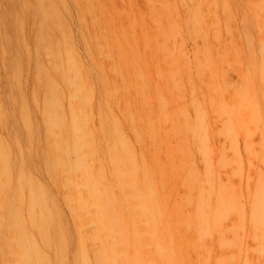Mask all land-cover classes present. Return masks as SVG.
I'll list each match as a JSON object with an SVG mask.
<instances>
[{"label": "rangeland", "instance_id": "obj_1", "mask_svg": "<svg viewBox=\"0 0 264 264\" xmlns=\"http://www.w3.org/2000/svg\"><path fill=\"white\" fill-rule=\"evenodd\" d=\"M0 151V264L35 191L62 264H264V0H0Z\"/></svg>", "mask_w": 264, "mask_h": 264}, {"label": "bare ground", "instance_id": "obj_2", "mask_svg": "<svg viewBox=\"0 0 264 264\" xmlns=\"http://www.w3.org/2000/svg\"><path fill=\"white\" fill-rule=\"evenodd\" d=\"M39 1H41V0H39ZM43 1V0H42ZM246 89V88H245ZM252 89V88H251ZM243 91H244V89H243ZM246 92L247 91H244V93L246 94ZM249 92V91H248ZM253 92V91H252ZM251 92V94L252 95H254V93H252ZM226 93H228V92H226ZM224 94V93H223ZM239 94H243V93H239ZM244 94V95H245ZM251 94H250V96H251ZM228 95V94H227ZM243 95V96H244ZM246 95H248V93L246 94ZM224 97V99H226V97H225V95L223 96ZM247 98V104L249 105V102H248V97L249 96H244V98ZM256 97V96H255ZM255 97L253 98V96L251 97V98H253L254 99V102L257 100V98H259V97H257L256 99H255ZM232 99V98H231ZM236 99H237V97H236ZM235 99V100H236ZM260 99V98H259ZM258 99V100H259ZM245 100L243 99V101H241V103L242 102H244V103H246L245 102ZM250 101V100H249ZM220 102V101H219ZM224 102H226L225 100H224ZM235 102V101H234ZM236 102H238V99H237V101ZM253 102V103H254ZM241 103H239V104H241ZM257 105H258V103H259V101H257V102H255ZM260 103H262L261 101H260ZM259 103V104H260ZM223 104H225V103H223ZM222 103H221V105H223ZM236 104L237 103H235V106H236ZM239 104L237 105V107H239V110L242 112V108H243V106H241V108H240V106H239ZM228 105V104H227ZM256 105V106H257ZM234 106V108H237V107H235ZM246 107H247V105H245ZM249 106H251V105H249ZM255 106V107H256ZM261 106V105H260ZM218 107V106H217ZM259 107V106H258ZM223 108V107H222ZM225 108V107H224ZM257 108V107H256ZM256 108H254V110L256 111ZM210 109V108H209ZM216 109V108H215ZM249 109H251L252 110V108L250 107V108H248V111H249ZM257 109H259V108H257ZM221 110V109H220ZM226 110V109H225ZM237 110V109H236ZM251 110H250V112H251ZM254 110H253V112H254ZM223 111H224V109H223ZM229 111V110H228ZM248 111H247V113H248ZM201 112V111H200ZM212 112H214V111H212ZM226 112V111H225ZM249 112V113H250ZM211 113V112H210ZM209 113V114H210ZM218 113H219V111L217 112V115H218ZM240 113V112H239ZM248 113V114H249ZM221 114V113H220ZM227 114H230V112L229 113H226V115ZM236 114H238V112H236ZM224 116H225V114H223ZM222 115V116H223ZM260 115V114H259ZM233 116V115H232ZM242 117L244 116V115H241ZM240 116V117H241ZM248 116V115H247ZM207 117V116H206ZM220 117V116H219ZM228 117L230 118V115H228ZM234 117H235V114H234ZM236 117H239V116H236ZM235 117V118H236ZM244 117H246V116H244ZM243 117V118H244ZM260 117H261V115H260ZM260 117H258L257 116V118H260ZM221 118V117H220ZM226 117H224V118H221L220 119V121L222 120V119H225ZM228 118V119H229ZM44 123H45V126H47V127H49L50 128V126H58L59 124H61V119L59 118V117H57V116H55V115H53L48 109L47 110H45V113H44ZM201 119V118H200ZM236 119H238V118H236ZM248 119V118H247ZM226 120V119H225ZM256 119L254 118L252 121L254 122ZM248 121V120H247ZM259 121V120H258ZM261 121V120H260ZM219 122V121H218ZM239 122V121H238ZM249 122V121H248ZM252 122V123H253ZM257 122V121H256ZM258 123V122H257ZM229 124V123H228ZM241 125V124H240ZM247 125V124H246ZM227 126H229V125H227ZM255 126V125H254ZM259 125H257V127H258ZM217 127V126H216ZM219 127V126H218ZM240 127V126H239ZM252 127V126H251ZM256 127V126H255ZM78 128H79V126H78V122H77V120H76V118H73L72 119V121H70V124L68 125V129L69 130H71L73 133L76 131V130H78ZM212 128V127H211ZM233 128V127H232ZM228 129V128H227ZM231 129V128H230ZM234 129V128H233ZM235 129H237L236 127H235ZM245 129V128H244ZM238 130V129H237ZM200 131V130H199ZM202 131V130H201ZM240 131V130H239ZM242 131V130H241ZM254 132V131H253ZM256 132V131H255ZM202 134H203V132H201ZM234 133V132H233ZM232 133V134H233ZM236 133H237V131H236ZM75 134V133H74ZM235 134V133H234ZM237 134H240V133H237ZM200 135V134H199ZM225 135V134H224ZM258 135V134H257ZM232 136V135H231ZM254 136V135H253ZM230 137V136H229ZM247 137H249V136H246V138ZM228 138V137H227ZM250 138V137H249ZM260 138H262V137H260ZM232 139V138H231ZM235 139H236V137H235ZM238 139V138H237ZM229 139H227L226 141H228ZM255 140V139H254ZM254 140H252L251 139V141H254ZM260 139H258V141H259ZM202 141V140H201ZM219 141H221V140H218V142ZM225 141V140H224ZM249 141V140H248ZM251 141H249V142H251ZM81 139L77 136V137H73L72 138V140H71V142L69 143L68 142V144H66V146L64 147V146H61V148L64 150L65 149V151L67 152V150L69 151V148L70 149H72V151L73 152H76V151H79V149H80V146H81ZM222 142V141H221ZM235 142H237V141H235ZM257 142V141H256ZM260 142V141H259ZM202 143V142H201ZM205 143H206V141H205ZM210 143V142H209ZM203 144V143H202ZM238 143H236V145H237ZM254 144V143H253ZM201 145V144H200ZM200 145H199V147H200ZM233 145V144H232ZM231 145V146H232ZM69 146V147H68ZM255 146V145H254ZM253 146V147H254ZM198 147V148H199ZM239 147V146H238ZM224 149H226L225 147H223ZM232 149V148H231ZM235 149H237L236 147H235ZM255 149V148H254ZM239 150V149H238ZM231 152V151H230ZM236 152H237V150H236ZM234 153H235V151H234ZM0 154H1V156H2V158H3V156H4V154H3V152H1L0 151ZM223 154V153H222ZM225 154V153H224ZM234 155V154H233ZM235 156H237V155H235ZM229 157V156H228ZM230 157H232V156H230ZM243 157V156H242ZM245 157V156H244ZM234 158V157H233ZM226 159V158H225ZM224 160V159H223ZM233 160V159H232ZM244 161V160H243ZM251 161V160H250ZM260 161V160H259ZM236 162V161H235ZM236 167V166H235ZM261 168H264V167H262V165L260 166ZM259 167V168H260ZM243 171V170H242ZM244 171H245V169H244ZM263 172H264V169H263ZM263 172H262V174H263ZM250 176V175H249ZM248 176V177H249ZM254 177V176H253ZM222 181H223V178H222ZM251 187V186H250ZM253 187V186H252ZM250 191H251V189H250ZM200 199H201V197H200ZM45 199H44V197H43V194H42V191H35V193L31 196V198H30V202H29V204H30V206H35V205H37V206H39V208L40 207H44L45 206V204H44V201ZM247 202V201H246ZM205 204V203H204ZM39 208H38V212L34 215V217H33V227L35 228V230H36V232L38 233V236L40 237V239H41V241H42V243L44 244V245H49V247L53 250V253L55 254V256H56V258H55V262H51V261H49L48 259H46L45 257H43V255H42V252H41V249H40V247H39V244L35 241V240H33V239H30L28 236H27V234H25V232H24V228H23V225H22V221L20 220V219H17V220H15V222L13 223H11L12 224V227L14 228V229H16L17 230V232H18V236H16V238L14 239V241H15V244H16V247L18 248V250H17V254H18V257H21V258H23V257H27V259L25 260L26 262H27V264H62V259H61V253H60V248H61V245H62V237H61V235L58 233V230H57V226H56V222H55V220L52 218V216H49L48 214H46L45 213V211L43 210V209H40L39 210ZM243 208H245V207H243ZM224 209V208H223ZM211 211V210H210ZM215 211V210H214ZM244 211V210H243ZM261 209H259L258 210V212H257V214H258V216L260 217L261 216ZM224 213H225V210H224ZM232 213H234V212H232ZM213 214H216L215 212L213 213ZM226 214V213H225ZM241 214V213H240ZM33 215V214H32ZM209 215H210V213H209ZM209 215H206V216H209ZM155 216V215H154ZM227 216V215H226ZM210 217V216H209ZM215 217V216H214ZM230 217V216H229ZM235 217H237V216H235ZM208 218V217H207ZM217 218V217H216ZM226 218V217H225ZM231 218V217H230ZM215 219V218H214ZM249 219V218H248ZM156 220V219H155ZM208 220V219H207ZM227 220V219H226ZM244 220V219H243ZM246 220V219H245ZM228 222V221H227ZM245 222V221H244ZM247 222V221H246ZM209 223V222H208ZM216 223V222H215ZM206 224V223H205ZM250 224V223H249ZM236 225H239L238 223H236ZM251 225V224H250ZM249 225V226H250ZM259 226H260V224H258ZM252 226V225H251ZM219 227V226H218ZM240 227H241V225H240ZM228 228V227H227ZM249 229V228H248ZM255 229H257V228H255ZM262 229V228H261ZM246 230H247V228H246ZM247 231H249V230H247ZM234 233H235V231H234ZM214 235H215V233H214ZM246 237H248V236H246ZM217 241V240H216ZM248 242V241H247ZM246 243V242H245ZM249 243V242H248ZM256 243V242H255ZM254 244V243H253ZM258 244V243H257ZM264 245V244H263ZM250 246H252L251 244H250ZM256 246V245H255ZM249 247V246H248ZM252 247H254V246H252ZM247 249V248H246ZM261 253V252H260ZM249 255V254H248ZM76 258H77V264H87L86 263V261H85V259L83 258V254H81V252H77L76 253ZM258 258V257H257ZM256 258V259H257ZM264 258V257H263ZM263 258H261V261H262V259ZM258 261H260V259L258 260ZM259 263V262H258ZM261 264V263H260Z\"/></svg>", "mask_w": 264, "mask_h": 264}]
</instances>
